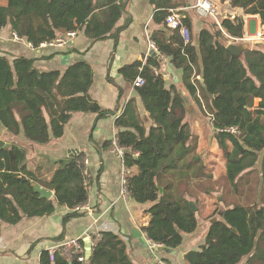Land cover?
I'll list each match as a JSON object with an SVG mask.
<instances>
[{"label": "trees", "instance_id": "obj_1", "mask_svg": "<svg viewBox=\"0 0 264 264\" xmlns=\"http://www.w3.org/2000/svg\"><path fill=\"white\" fill-rule=\"evenodd\" d=\"M2 1L6 4H0V31L6 27L19 31L20 19L30 16L29 29L19 32L35 46L73 30H84L94 41L114 38L117 43L122 29L116 24L126 5V0ZM230 2L243 8L245 14H259L264 25V0ZM168 12L166 7L156 10L154 22L161 27L151 32L162 58L149 56L146 63L136 61L121 70L129 81L144 78L135 89L152 121L147 127L134 115L130 100L115 122L117 136L126 149L125 163L134 168L128 179L130 196L151 216L150 223L143 227L147 238L162 244L164 250L185 249V237L199 230V193H211L219 183L205 172L206 163L196 150L199 136L188 109L192 97L203 118L209 115L211 131L226 160L227 170L221 178L224 201L229 206L222 209L223 214L216 210L218 216L209 220L201 246L194 240L196 248L183 251L184 262L264 264V47L256 44L244 51L243 57L230 53V37H243L242 17L223 18V29L208 19L201 31L186 41L179 29L166 26ZM163 58H170L171 65L182 73L177 85H166ZM35 60L24 54L10 57L0 53V125L9 135L3 137L6 145L0 148V233L3 223L16 224L24 217L54 212V199L35 192L33 181L54 190L56 201L70 208L64 224L78 215L74 208L89 199L82 156L53 161L56 169L49 178L41 179L28 169L27 153L14 137L23 135L24 140L43 146L64 135L65 125L76 112L95 113L98 118L114 114L91 99L94 74L87 62L74 61L61 72L40 70ZM182 89L187 90V96ZM230 126H238L240 132L224 130ZM260 159L259 171L256 166ZM253 172L254 184H260V177L263 183L259 201L249 203L248 196L242 203V188ZM249 186L253 189L252 184ZM228 196L230 201H226ZM100 234L90 264H135L125 240L110 231ZM40 263L84 262L69 260L60 253L51 261L45 250Z\"/></svg>", "mask_w": 264, "mask_h": 264}, {"label": "crops", "instance_id": "obj_2", "mask_svg": "<svg viewBox=\"0 0 264 264\" xmlns=\"http://www.w3.org/2000/svg\"><path fill=\"white\" fill-rule=\"evenodd\" d=\"M214 1L224 17L244 19L245 40L241 42L249 43L250 49L256 44L264 47V25L259 14H245L243 8L234 7L230 0ZM196 2L197 0H126L124 14L116 24V27L122 29L117 43L114 38L94 41L85 35L84 30H79L77 36L70 39L64 48L43 50L31 48L23 41H15L11 36L12 30L8 27L0 31V53L10 57L21 54L34 57L35 66L40 70L58 69L64 72L74 61L87 62L94 74L89 90L91 99L103 110L114 111V114L102 118H98L95 113L76 112L65 125L64 135L43 146L24 140L23 135L14 137L21 142L27 153L28 169L35 171L41 179L49 178L56 169L57 165L53 161H69L79 156L83 157V163L87 160L88 163L84 164L89 174L87 204L93 211H79L77 216L68 218L64 224L63 219L71 210L67 205L59 204L54 195L51 199H54L55 210L50 215L24 217L16 224L3 223L0 233V264H41L43 251L49 250L57 242L75 237L80 238L86 246L87 236L92 237L103 231L114 232L126 241L135 264H157L158 259L144 241L146 232L143 227L150 223L151 216L145 213V206L132 200L131 196L127 199L120 198L122 161L111 148V140L118 132L116 119L123 115L127 103L133 100V114L147 127L152 124L133 82L127 80L121 70L136 61L146 63L149 56L154 59L162 58L158 51L157 57L153 55L150 44V41H154L151 39V32L161 27L154 22L155 12L161 7L168 8L167 15L171 12L179 15L183 23L189 25L193 36L201 31L206 20L216 23L212 18L197 13L194 8ZM0 4L4 5L6 2L0 0ZM29 26L30 17L23 16L19 31L25 32ZM166 26L171 29L167 23ZM163 60L166 85H177L182 73L171 65L170 58ZM169 67L172 68L171 71ZM182 93L187 96L186 89H182ZM0 132L1 137L9 136L3 127ZM130 170L134 171V168ZM207 227L200 222L199 230L185 237L186 248H196L193 246L195 238L204 234ZM204 239L205 236L201 244ZM185 249L170 252L162 249L159 256L165 263V259H168L175 264H186L183 259ZM85 256L83 264H90L91 255L87 253Z\"/></svg>", "mask_w": 264, "mask_h": 264}, {"label": "built area", "instance_id": "obj_3", "mask_svg": "<svg viewBox=\"0 0 264 264\" xmlns=\"http://www.w3.org/2000/svg\"><path fill=\"white\" fill-rule=\"evenodd\" d=\"M195 10L197 13L203 17H210L213 20L216 21V23L222 28L221 21L224 17V14L220 12L219 6L217 3H215L214 0H197V2L194 5ZM166 23L169 25L171 29H179L182 37L189 41L191 37V31L190 29L183 23L182 19L179 15H177L174 12L169 13V15L166 18ZM223 29V28H222ZM12 38L15 41H23L25 42L29 47L31 48H37V49H60L64 48L69 42L70 39H73L77 36V31H69L66 34L59 36L51 41H43L40 43L39 46H35L31 41H29L25 36H22L19 31H12L11 34ZM242 40H245L243 37H230V42H241ZM151 47L153 50L158 51L159 49L154 41H150ZM144 83V78L142 76L136 77V79L133 82V85L135 87L141 86ZM225 131H228L230 133H239L240 130L238 126H230L227 129H224ZM111 148L114 154L122 161V169H121V176H120V198L127 199L130 196L129 191V175L131 173L130 168L125 163V147L121 144L119 137L116 135L111 140ZM88 161L86 160L84 164L86 165ZM89 185V174L88 171L84 170V186L87 187ZM75 211H87L92 213L93 209H91L90 205L87 203L78 205L74 208ZM96 236V238H94ZM89 241L91 242V248L93 249V245L101 238L100 232L92 235L87 236ZM145 240L148 242V245L150 249L153 251V253L156 256L157 261H159V264H167L164 261L160 259V256L155 251L158 248H162L163 245L159 243H155L149 238L145 236ZM86 246L82 242L80 238H70L65 239L57 242L54 244L48 251L51 261H55L56 255L60 253L63 257L73 260L74 258H77L79 261L84 262L86 260Z\"/></svg>", "mask_w": 264, "mask_h": 264}, {"label": "rangeland", "instance_id": "obj_4", "mask_svg": "<svg viewBox=\"0 0 264 264\" xmlns=\"http://www.w3.org/2000/svg\"><path fill=\"white\" fill-rule=\"evenodd\" d=\"M30 17V16H29ZM231 43V42H230ZM188 109L190 110V119L194 122L195 132L199 136L198 140V147L197 152L202 155V158L204 159L206 163L205 172L210 173L213 175L214 180H218L216 185V188L211 193H199L198 198V207L201 212V219L200 222L204 226H208L209 220L212 217H217L216 210L220 209L222 210L224 207L229 206L227 202L224 201V190H223V179L221 178L222 175L226 173V160L223 157L222 150L219 147L218 141L214 136L213 131H211L210 125H209V115H207V118H203V116L200 115L198 110H200L198 104L196 101L191 97L189 99ZM206 117V116H205ZM198 120V121H196ZM205 121V123H202ZM2 127L0 126V129ZM1 133V132H0ZM1 137L0 139H2ZM4 140V139H3ZM262 156V154H261ZM261 169V159L259 160L256 170L260 171ZM255 174V172L250 173V180L245 181L244 187L242 188L243 196H241V202L245 203V197H250L251 200L249 203H253L254 201H259V195L261 188L263 187L262 179L260 177V184H254L252 177ZM193 184V183H192ZM250 184L253 185V189L250 188ZM236 191V195L239 198L240 194ZM234 192V191H233ZM235 193V192H234ZM231 197L228 196L226 201H230ZM204 234H200L195 238L196 244L202 245L200 242L202 241V238ZM200 243V244H199ZM204 243V240H203ZM162 249L158 248L156 249V252L160 253ZM159 264V261L157 262ZM240 264H245V262H241Z\"/></svg>", "mask_w": 264, "mask_h": 264}, {"label": "water", "instance_id": "obj_5", "mask_svg": "<svg viewBox=\"0 0 264 264\" xmlns=\"http://www.w3.org/2000/svg\"><path fill=\"white\" fill-rule=\"evenodd\" d=\"M250 44L246 43V42H231L229 43V45L227 46L228 50L230 51V53L234 56L237 57H243V53L244 51H246L247 49H249ZM153 55H155L156 57L158 56L157 52L155 50L152 51ZM66 58H69V56H66ZM172 68L169 67V71H171ZM201 83L204 84V79H201ZM6 145V141L3 139H0V148L4 147ZM33 188L35 190V192L39 193L41 197L44 198H52L55 194L54 191H52L51 189H48L47 187L42 186L40 183L33 181L32 182ZM160 193L163 194L164 193V188L160 186ZM192 205V209L196 210L197 207L194 203V201L191 202ZM220 214H223V210L220 211ZM145 238V237H144ZM145 244L148 245V242L144 239ZM166 251L170 252L172 249H165ZM88 253V255L90 256L92 254V248H91V242L89 241L88 238H86V254Z\"/></svg>", "mask_w": 264, "mask_h": 264}, {"label": "clouds", "instance_id": "obj_6", "mask_svg": "<svg viewBox=\"0 0 264 264\" xmlns=\"http://www.w3.org/2000/svg\"><path fill=\"white\" fill-rule=\"evenodd\" d=\"M235 43H237V42H235ZM147 237V236H146ZM160 249H163L164 250V247H162V248H160ZM152 251V250H151ZM156 251V250H155ZM157 254L159 255V253L157 252Z\"/></svg>", "mask_w": 264, "mask_h": 264}]
</instances>
